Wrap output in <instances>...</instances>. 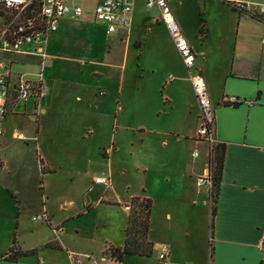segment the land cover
<instances>
[{
  "label": "rangeland",
  "instance_id": "1",
  "mask_svg": "<svg viewBox=\"0 0 264 264\" xmlns=\"http://www.w3.org/2000/svg\"><path fill=\"white\" fill-rule=\"evenodd\" d=\"M95 1H75L83 7V14L59 21L57 31L50 34L46 44L43 64L38 56L25 55L18 56L23 64L12 65L16 73L42 71L46 85L50 80L61 83L69 105L58 111L70 117L61 120L49 112L37 113L33 120L27 113L11 116L0 141V178L18 186L26 198L21 204L18 228L16 221L10 233V222L0 221V249L10 245L13 238L19 245L29 246L38 238L52 239L53 235L79 252L81 264H119L104 253L105 246L123 242L127 216L136 217L142 210V196L134 195L142 194L145 186L144 194L152 200L150 221L155 252L171 242L181 250L203 252L208 259V198L212 200L214 196L204 180L198 184V178H203L201 172L185 175L183 171L186 164L198 166L204 162L206 155L208 161L216 141L207 152V142L195 140L199 120L194 114L198 104L189 70L167 34L166 24L154 21L161 17L157 6L148 7L143 0H136L130 27L108 33L106 23L94 17ZM248 2L254 13L261 14L264 0ZM171 12L179 26L174 12L185 19V29L180 28L193 45V72L204 46V63L209 65L217 57L226 62L227 57L234 55L238 14L230 8L216 0H177ZM245 15L248 14L241 17ZM201 18L206 23L214 18V26L207 24L202 30ZM254 18L261 21L262 16ZM251 23L247 24L255 33L257 22ZM4 57L14 59L13 55ZM83 73L91 77L95 76L93 73L103 74L96 77L105 82L106 95L117 98L119 93L121 108L117 109L115 120L111 116L99 128L88 122L87 111L75 100ZM107 107L113 108L112 103ZM74 115L84 118L71 120ZM83 120L86 123L82 128ZM18 133L24 139L17 138ZM38 143L40 148H36ZM194 151L200 154L193 156ZM44 153L55 173H40L46 169L41 168L45 166L39 157ZM96 176L109 178L110 186L95 182ZM43 182L55 193L53 198L58 197L56 202L51 201L52 196L50 200L43 199L56 219L75 214L58 225L60 233L54 232V221L50 226L47 221L34 219L44 214L38 199ZM2 199L0 193V202ZM166 212L171 216L165 217ZM102 256L106 260H101ZM121 264H158V257L126 256Z\"/></svg>",
  "mask_w": 264,
  "mask_h": 264
},
{
  "label": "crops",
  "instance_id": "2",
  "mask_svg": "<svg viewBox=\"0 0 264 264\" xmlns=\"http://www.w3.org/2000/svg\"><path fill=\"white\" fill-rule=\"evenodd\" d=\"M167 1L173 8L177 2V0ZM216 1L218 4L230 8L236 15L238 14V17L235 18L238 28L234 55L227 57L226 62L225 59L217 57L213 64L209 65L208 63H204L206 53L204 46V49L200 50L202 57L195 67V72L201 74L204 79L210 101L214 107V139L216 144H223L224 148L219 189L214 203V214L212 212L213 202L210 200V197L208 198L211 221V234L209 236L210 256L206 259L203 252L178 249L171 242L162 244L161 248L156 251L158 252L156 254L154 249L155 241L151 237V221L149 220L148 239L153 243V249L152 254L148 257L157 258L159 253L163 249H166V264H264V244H259L264 238V44L262 43V36L264 34V3L260 7L261 14H259L258 12H253V7L248 0ZM228 1L247 2L251 6V11L237 10ZM253 3L256 2L253 1ZM244 13L248 15L241 17V14ZM174 15L180 21V26L183 29L185 25L184 17L176 12H174ZM254 16H262L261 21L255 19ZM75 17L77 16L68 14L62 19ZM200 20L199 24H201L200 28L202 30L207 24L209 27L214 26V18L208 19L207 23L204 18ZM154 21L158 23L162 19L160 17L154 19ZM248 22H257L255 33L250 31ZM130 25L119 27L113 32L128 29ZM255 39H257L258 44ZM190 45L193 50V45ZM13 56L12 65L13 63H24V60L18 56L25 55L13 54ZM39 58L41 59V57ZM44 61L41 59L40 63L43 64ZM14 73L17 74L16 72ZM38 73L30 74L26 71L22 74L27 75L30 79H36ZM93 75L95 76L91 77L83 73L80 76L81 88L75 96V100L80 107L87 111L86 119L89 120L88 122L99 128L110 121L111 116L115 120L116 111L118 108H121V105L119 104V93L117 98L110 93L106 95L107 87L104 85L105 82H101V79H97L96 77L103 74L93 73ZM121 77L122 75L119 76L120 80ZM49 82L46 85L44 80L47 89L39 101L31 97L27 100H18L13 105L3 122L0 141L8 129L7 124L12 115L27 113L31 115L30 118L32 120L37 113L46 114L49 112L52 117L61 120H65L69 116L66 114L63 116L58 111L60 108L69 105L66 89L61 83H54L55 81L52 80ZM192 91L194 98H196L193 89ZM224 101H237V104L225 105ZM110 103H112L113 108L107 107ZM73 110L75 112V109ZM198 114L199 108H197V112L194 114L195 117L198 118ZM79 117L83 119L84 115H74L71 120H79ZM71 120L67 122H71ZM85 123L83 120L82 128L85 127ZM92 134L93 132H90V135ZM48 140L45 139V142ZM82 140L81 143L84 144L86 140L85 136H83ZM195 140L201 141L199 139ZM52 143L54 144L53 141ZM36 148H40L39 143L36 144ZM207 152L206 154H208ZM39 157L41 165L45 166L43 168H46L43 169L45 170L44 172L41 170L40 173L47 175L56 172V170H53L48 165L50 160L47 154L44 153L39 155ZM206 157L204 158V162H201L198 166L186 164L183 173L187 175V172L189 175H193L201 172V175H204L208 169V157ZM2 164L3 162L0 161V167ZM14 188L18 190H13ZM21 191L18 186H15L9 180L0 178V193L3 198V201L0 202V221L7 219L10 222V233L13 231L12 224L17 221L16 228L20 224L21 204L23 198H26ZM40 192L38 199H41V205L44 214L48 217L47 222L50 226H53L54 221L55 227H61L58 226L61 222L75 215L68 213L56 219V214H54L52 209L48 208L49 206H46V201L50 200L52 196L51 201L56 202L58 197L53 198L55 193L51 192V189L46 187L44 182L42 183ZM142 192V194L134 196H145V186L142 187ZM44 198L46 201L43 200ZM59 198L61 199L62 197ZM193 202L195 203V200ZM202 204L203 206L206 205L205 202H202ZM125 207L127 208L128 206ZM166 216H171L170 212H166ZM13 241H15V245L13 251L10 252ZM13 241L10 245L0 249V264H81V261L77 258L79 252L73 248H69L68 244L57 236L52 235V239L38 238L36 242L29 246L19 245L16 238H13ZM26 250H33V252L22 255V252ZM8 255H11V257L7 258ZM124 258L121 262L112 261L121 264Z\"/></svg>",
  "mask_w": 264,
  "mask_h": 264
},
{
  "label": "built area",
  "instance_id": "3",
  "mask_svg": "<svg viewBox=\"0 0 264 264\" xmlns=\"http://www.w3.org/2000/svg\"><path fill=\"white\" fill-rule=\"evenodd\" d=\"M76 0H0V134L3 122L10 109L18 100L34 98L39 101L46 92L42 71L36 79H30L22 73L15 74L12 69V60L4 55L22 54L36 55L44 61L47 58L46 44L52 32L58 29L59 21L68 14L79 16L83 7L75 3ZM148 7L157 6L160 9L162 21L166 24L168 32L180 52L186 67L189 70L190 81L197 99L199 125L196 129V139L211 145L214 139L213 120L214 107L210 101L204 79L201 74L192 72L195 55L188 39L175 21L171 7L167 0H143ZM136 0H96L94 16L100 18L107 25V32L116 31L119 27L130 25L133 19V10ZM237 10L251 11L247 2H234ZM264 44V34L262 36ZM172 79V77H170ZM102 93V92H101ZM24 139L22 133L16 135ZM197 151L193 156H197ZM209 188L212 181L208 169L203 178ZM95 182L110 186V179L97 176ZM128 208V207H127ZM36 220L48 221V217H34ZM60 231L59 227L54 232ZM264 244V238L259 242ZM90 258L91 256L88 255ZM166 249L158 255V264H166ZM101 260H106L105 256ZM104 264H109L105 262Z\"/></svg>",
  "mask_w": 264,
  "mask_h": 264
},
{
  "label": "trees",
  "instance_id": "4",
  "mask_svg": "<svg viewBox=\"0 0 264 264\" xmlns=\"http://www.w3.org/2000/svg\"><path fill=\"white\" fill-rule=\"evenodd\" d=\"M228 3L235 9V3L228 1ZM225 105H236L237 101H224ZM223 144H215L212 148L208 163H209V175L212 170V176L210 175L212 186L209 192L213 193L212 204L213 214L215 213V199L218 194L219 181L221 175V169L223 165ZM43 168V167H41ZM133 198V197H132ZM139 206L142 207L141 213L136 217H132L131 214L127 216V222L124 227V240L121 245L109 244L106 246L104 253L109 256L111 260L121 262L126 255L136 256H150L152 254L153 243L148 239L149 220L151 214L152 200L148 197L142 196ZM129 208V206H128ZM15 241H13L10 247V252L13 251ZM52 245V244H50ZM212 250V247H211ZM33 250H26L22 252V255L31 254ZM11 254V253H10ZM8 255L7 258H10Z\"/></svg>",
  "mask_w": 264,
  "mask_h": 264
}]
</instances>
